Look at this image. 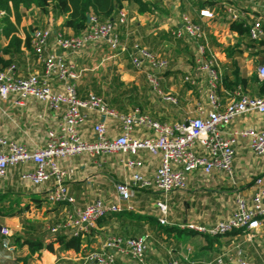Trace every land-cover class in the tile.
I'll use <instances>...</instances> for the list:
<instances>
[{
  "label": "crops",
  "instance_id": "crops-1",
  "mask_svg": "<svg viewBox=\"0 0 264 264\" xmlns=\"http://www.w3.org/2000/svg\"><path fill=\"white\" fill-rule=\"evenodd\" d=\"M155 1L156 8L152 12L144 13H138L133 3L123 2L121 9L126 13L125 23L118 24L116 19L114 22L120 41L127 49H130L133 42H138L168 60V67L158 74L159 86L165 94L175 99L174 102L164 100L153 91L144 73L132 67L127 53L112 50L103 39L89 42L72 54L64 52L55 43L54 34L59 29L66 35H72V31L60 27L62 17L53 18L51 14L45 15L37 8L31 7L24 11L16 34L23 41L26 33L31 37L35 28H50L52 34L48 39L47 51L55 54L65 53L66 57L74 62L78 74L76 89L80 98L92 92L120 113H129L136 109L159 121H167L166 118L171 117L178 122L174 118V111L177 114L182 109L194 116L198 106L208 107L206 76L194 70L195 42L186 36L176 38L172 33L180 26V15L186 13L181 12L176 17L175 9L182 4L189 11L186 14L191 20L204 28L221 67L222 76L224 72H230L231 60L226 55L225 48L237 46L238 51L233 58L240 75L248 78L244 90L238 87L247 96H258L257 85L250 77L257 74L258 66L264 65V44L253 40L248 45L236 32L231 31L230 23L225 21L217 2H208L204 7H198V0ZM202 8L211 12L212 17L200 16L199 10ZM7 42L8 39L2 34L0 26V68L3 61L11 59V63H16L20 75L26 76L30 72L41 70L32 49L28 50L23 44L19 53L8 54L1 51ZM188 75L195 77L194 83L185 79ZM53 86L55 89L61 87L59 82H55ZM232 90L224 89L221 85L219 96L223 103ZM150 95L155 97L153 101ZM146 100L148 102H145ZM63 110L64 107L57 111L49 110L45 104L32 97L25 98L21 105L12 104L10 97L0 99V137L14 140L29 148L43 146L48 133L57 128ZM102 117L90 111L87 119L79 126L78 133L86 139H93V125ZM104 121L109 135L120 134L117 120L105 118ZM263 126L264 114L249 112L237 116L228 128L261 129ZM133 135L140 138L152 137L149 131L142 128H136ZM234 150L232 177L217 170L208 175L194 170L188 173L186 188L183 191L172 192L165 198L152 189L136 190L130 200L133 210H124L99 219L94 228L81 235L82 244L78 251L62 250L55 243L52 251L41 249L38 253L31 254L26 245L14 241V237L20 236L47 242L53 234L49 228L62 221L65 212L62 205L49 203L45 199L51 182L32 185L20 179L21 171L24 167L32 168L31 164L12 167L0 178V196L3 197L0 205H16V208L24 209L14 216H0V227L10 231L9 236L2 235L5 238L4 243L14 246L13 251H8L4 245L0 248V264H25L30 259L35 264H80L82 256L98 247L107 236L126 237L144 233L149 235L146 264H168L171 260L182 264H186V260L194 264H209L215 255L234 251L237 244L250 264L255 257L256 264H264L261 258V255L264 256L263 232L247 240L242 232L212 236L180 227L188 223L207 227L229 217L234 209L235 198L250 197L254 192L255 178L261 177L264 181V156L253 154L244 138L237 140ZM131 157L132 155L126 152L92 158L82 154L60 159L59 164L65 171L64 184L69 195L75 200L74 206L82 208L97 198L106 203L115 202L117 194L114 185L129 177L131 170L124 162ZM133 157L140 160L138 171L146 177H151L159 164L158 156L146 151H140ZM159 199L166 200L168 205L165 224L158 221L155 201ZM262 227L264 222L260 229ZM59 232L69 234L63 230ZM20 252L22 254L16 257ZM114 264L130 262L125 256H119Z\"/></svg>",
  "mask_w": 264,
  "mask_h": 264
},
{
  "label": "built area",
  "instance_id": "built-area-1",
  "mask_svg": "<svg viewBox=\"0 0 264 264\" xmlns=\"http://www.w3.org/2000/svg\"><path fill=\"white\" fill-rule=\"evenodd\" d=\"M198 1L219 3L226 22H243L251 40L264 42V0ZM199 15L212 17V13L205 8L199 10ZM115 19L118 24H124L125 11L120 9ZM114 20L100 22L90 16L89 26L84 33L66 35L55 32V43L67 54H72L89 42L103 39L112 50L127 53L132 67L144 73L153 91L164 100L174 102L175 99L165 94L159 86L158 74L168 67V60L138 42H133L130 49H127L120 41ZM172 33L176 38L186 36L195 42L194 70L205 74L208 88V107L198 106L195 115L183 121H159L136 109L129 113H120L92 92L80 98L76 89L78 74L74 62L65 53L47 51L48 39L52 34L50 28H35L30 37V46L36 62L41 66L40 71L24 76L18 73L16 63L0 68V99L10 97L12 104L21 105L25 98L32 97L52 111L64 107L57 128L48 133L43 146L29 148L14 140L0 137V178L12 167L31 164L32 168L24 167L20 173L23 182L32 185L51 182L45 199L49 203L62 205L65 218L50 227V232L63 230L69 235H84L95 227L99 219L124 210H133L130 200L136 190L152 189L159 192L162 198L172 192L183 191L188 173L194 170H200L205 175L217 170L232 177L234 148L240 138L248 141L253 154L264 156V126L261 129L228 128L237 116L249 112L264 114V95L250 97L238 87L229 92L226 102L223 103L219 96L222 70L204 28L191 20L186 13H182L180 26ZM257 74L264 79V65L258 66ZM185 79L190 83L195 82V77L190 75ZM55 82H59L60 89L54 88ZM90 111L103 117L93 125L94 138L86 139L78 133V128L87 119ZM105 118L118 121L119 135L108 134ZM136 128L149 131L152 137L134 136ZM140 151L158 156L159 164L151 177L138 171L141 162L133 156ZM126 152L132 155L124 162L131 172L128 178L115 183L116 201L106 203L97 198L82 208H76L75 200L64 184L65 171L59 160L82 154L92 158ZM155 207L159 223L165 224L168 212L166 200H156ZM263 222L264 181L257 177L254 180V192L248 198L237 196L229 217L207 227L192 223L180 227L212 236L240 230L250 240L259 233ZM0 233L3 236L10 235L9 229L4 227L0 228ZM148 238L146 233L126 237L107 236L98 247L82 256L80 264H114L119 256L128 258L130 264H146ZM4 246L8 251L14 250V246L9 243H4ZM235 247L234 251L215 255L209 264H250L238 244ZM186 261V264H194ZM168 264L182 263L171 260Z\"/></svg>",
  "mask_w": 264,
  "mask_h": 264
},
{
  "label": "trees",
  "instance_id": "trees-1",
  "mask_svg": "<svg viewBox=\"0 0 264 264\" xmlns=\"http://www.w3.org/2000/svg\"><path fill=\"white\" fill-rule=\"evenodd\" d=\"M123 2H130L136 6L138 13L152 12L156 8L155 0H0V26L2 34L8 39L7 44L1 48V51L8 54L19 53L20 47L23 44L28 50L30 46V36L26 33L25 39L22 41L17 36V26L19 25L24 11L35 7L41 13L48 15L51 14L53 18L62 17L63 21L60 27L68 28L72 31V35H80L84 33L89 22L86 20L87 14L95 17L100 22L107 20H114L117 13L122 8ZM198 7H204L208 2L197 1ZM211 4V3H210ZM229 29L236 32L242 37L246 44H250L251 40L247 36V26L243 22H230ZM56 32H62L57 30ZM264 44V42L259 41ZM237 46H228L225 48V53L230 57V72H224L222 76L221 85L224 89L232 90L240 86L243 90L247 85L248 78L242 77L239 73L236 61L233 56L235 55ZM11 64V59L2 62V68ZM250 79L257 85L258 96L264 95V79L258 77L255 73ZM3 197L0 196V203ZM16 206V205H15ZM9 205L7 207L0 205V216H14L23 211L24 208H16ZM241 232L234 230L228 233ZM226 233V234H228ZM205 237H210L205 235ZM15 242L21 245H26L29 253H38L41 249L48 251L53 250L54 244H58L62 250L78 251L82 244L81 235L66 234L64 232H54L47 242L41 239H31L16 236ZM21 240V241H20ZM5 238L0 234V248L4 245Z\"/></svg>",
  "mask_w": 264,
  "mask_h": 264
},
{
  "label": "rangeland",
  "instance_id": "rangeland-1",
  "mask_svg": "<svg viewBox=\"0 0 264 264\" xmlns=\"http://www.w3.org/2000/svg\"><path fill=\"white\" fill-rule=\"evenodd\" d=\"M172 2H177V0H171ZM180 1V0H179ZM176 17L181 13V12H186V13H189V11L187 10V8H184L183 7V5L181 4L180 6H177L176 7ZM150 97H151V99H152V101L155 99V97L154 96H152V95H150ZM145 102H148L147 100L145 101ZM188 112V111H187ZM187 112H185L184 110H179V112H177V114H176V112L174 111V114H175V116L176 117H174L173 115V117L174 118H176V120H185V119H187V118H190L191 117V114H189V113H187ZM172 113H173V110H172ZM152 115V114H151ZM166 120L167 121H175V119H173V118H171V117H168V118H166ZM27 221V220H26ZM26 224V223H25ZM28 226V225H27ZM264 233V227H262V229H260V232H259V234H261V233ZM263 247H264V244L262 245ZM257 248H259V247H257ZM20 254H22L21 252L19 253V254H17L16 255V257H18V256H20ZM261 258L263 259V261H264V256L263 255H261ZM256 262H257V257H255L252 261H251V264H256ZM261 262V259H260V261H259V263ZM25 264H35V262L34 263H32V259H30V260H27L26 261V263ZM261 264V263H260ZM263 264V263H262Z\"/></svg>",
  "mask_w": 264,
  "mask_h": 264
},
{
  "label": "water",
  "instance_id": "water-1",
  "mask_svg": "<svg viewBox=\"0 0 264 264\" xmlns=\"http://www.w3.org/2000/svg\"><path fill=\"white\" fill-rule=\"evenodd\" d=\"M89 19H90V15L87 14V16H86V20H87V22H89ZM0 228H1V227H0Z\"/></svg>",
  "mask_w": 264,
  "mask_h": 264
}]
</instances>
